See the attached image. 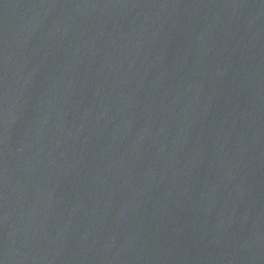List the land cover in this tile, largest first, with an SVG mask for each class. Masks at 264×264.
<instances>
[{
  "label": "water",
  "instance_id": "1",
  "mask_svg": "<svg viewBox=\"0 0 264 264\" xmlns=\"http://www.w3.org/2000/svg\"><path fill=\"white\" fill-rule=\"evenodd\" d=\"M0 264H264V0H0Z\"/></svg>",
  "mask_w": 264,
  "mask_h": 264
}]
</instances>
